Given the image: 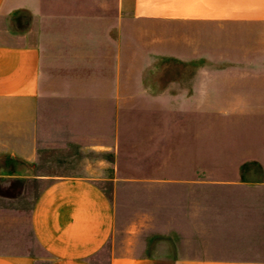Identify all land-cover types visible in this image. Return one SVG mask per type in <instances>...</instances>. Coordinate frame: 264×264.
Wrapping results in <instances>:
<instances>
[{"label":"crops","instance_id":"obj_1","mask_svg":"<svg viewBox=\"0 0 264 264\" xmlns=\"http://www.w3.org/2000/svg\"><path fill=\"white\" fill-rule=\"evenodd\" d=\"M121 2L149 38L136 46L143 71L111 81L112 143L82 147L112 149L115 173L101 178L112 193L95 175L46 178L30 210L46 257L0 252V264H102L109 243L106 264H264V0ZM32 3L45 0H0V179H45L32 172L45 144L42 54L9 32ZM210 141L235 169L206 176ZM138 160L164 172L142 175Z\"/></svg>","mask_w":264,"mask_h":264},{"label":"rangeland","instance_id":"obj_2","mask_svg":"<svg viewBox=\"0 0 264 264\" xmlns=\"http://www.w3.org/2000/svg\"><path fill=\"white\" fill-rule=\"evenodd\" d=\"M69 1L32 3L16 12L9 25L10 35L38 45L42 54L39 106L44 113L45 144L39 148L40 160L34 161L32 172L45 179H0L2 253L46 257L33 236L30 223L34 197L49 183L46 178L64 174L95 175L106 191L112 193V183L101 178L114 175L116 160H113L111 148L99 147L103 143H112L114 137L111 81L116 77L136 79L142 73L143 70L136 68V53L139 51L136 46H143L149 38L135 36L133 29H142L143 26L134 25L127 16L129 6L121 0H87L91 1L87 4H71ZM120 53L124 57L118 62ZM177 71L171 70L172 73ZM164 72L163 69L152 70L148 75H164ZM191 121L193 118H173L174 124ZM219 121V118L206 116L204 123L212 125ZM85 126H91L92 131L85 132ZM89 142L99 146L84 154L82 147ZM205 152L206 176L215 170L230 172L236 167L234 162L240 161L214 160L211 141L206 143ZM84 155L93 160H83ZM138 161L142 175L164 172V166L152 165L149 160ZM172 168L175 175L180 165L173 164ZM146 186L143 187L149 188ZM140 188L136 186V190ZM110 245L98 257L102 264L107 263Z\"/></svg>","mask_w":264,"mask_h":264}]
</instances>
